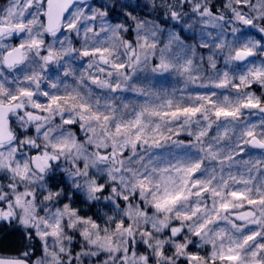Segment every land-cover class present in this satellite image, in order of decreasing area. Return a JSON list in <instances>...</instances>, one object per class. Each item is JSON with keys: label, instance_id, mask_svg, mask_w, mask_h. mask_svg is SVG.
I'll return each mask as SVG.
<instances>
[{"label": "clouds", "instance_id": "1", "mask_svg": "<svg viewBox=\"0 0 264 264\" xmlns=\"http://www.w3.org/2000/svg\"><path fill=\"white\" fill-rule=\"evenodd\" d=\"M55 7L0 0V258L219 261L232 229L218 204L230 201L227 215L235 216L249 209L236 207L247 202L232 191L255 199V187L264 189V78L240 81L264 63V0H62L52 26ZM244 47L256 55L241 63L235 53ZM250 95L259 107H244ZM52 97L58 104L50 106ZM197 104L204 108L195 116L155 114ZM217 107L238 113L217 117ZM196 164L195 175L177 171ZM165 187L186 188V198L157 208ZM252 227L238 234L241 245ZM262 228L264 221L260 237L243 245L245 259L264 260L254 247L264 242Z\"/></svg>", "mask_w": 264, "mask_h": 264}, {"label": "snow or ice", "instance_id": "2", "mask_svg": "<svg viewBox=\"0 0 264 264\" xmlns=\"http://www.w3.org/2000/svg\"><path fill=\"white\" fill-rule=\"evenodd\" d=\"M61 4L62 0H56V7L52 9L49 21L50 25L52 26H58L56 24L57 17L61 13ZM213 11L215 9L213 8ZM242 20H244V23L247 25H251L252 21L250 20H245L243 17H241ZM2 23V22H0ZM73 25H70L69 27H72ZM22 27V25L18 26ZM0 39H2V29H0ZM34 45H38L39 41H33ZM96 52L102 54L101 49H96ZM84 56L89 55L87 51L83 53ZM256 55V52L253 50V47H244V48H237L236 53H235V58L236 61L238 62H244L247 60L249 57H252ZM47 59H51V56H48ZM234 61V62H236ZM158 67H162L164 70H168L169 65L167 63H162L158 64ZM117 68H124L126 67L125 65H116ZM243 71V70H242ZM247 76H251L254 80H260L264 78V63H261L260 67L253 69H249L246 71V75H240V81L243 82ZM227 83L226 80H221L220 84L218 86H224ZM236 88H239V84L234 85ZM255 85H253L254 87ZM21 94L22 95H32L31 92L28 91V89H21ZM13 100L17 99V97H12ZM60 100V97H52L50 101V106L51 104H58ZM214 102L209 98L207 100V104L211 105ZM260 101L253 100L251 98V95L249 96L247 102L245 103L244 107H252L256 108L259 107ZM171 104V101H169V105ZM37 108H40L41 105L37 104ZM82 108L86 107L85 105H81ZM204 108L203 104H197L196 106L188 105L183 108L177 107L174 110L170 112H163V113H155L157 115H162V116H171V117H177L179 115H185V116H195L196 114L200 113L201 110ZM238 110H229L228 108L225 107H217L214 110V114L217 117H231L237 115ZM96 119H99V116H96ZM105 120H108V117H104ZM142 122V114H138L137 119L135 121L134 126H139ZM121 126L117 125V131H120ZM248 136H253V133L249 131L247 133ZM136 139L139 140L140 136L137 134ZM259 143V142H257ZM200 167L199 164H196L193 167L187 168V169H177V171H186L189 175H195L197 172V169ZM255 183L254 181H244V183ZM167 183V182H166ZM185 186L187 185V181L184 182ZM200 184V181L197 180L193 187H196ZM143 187V184L141 185ZM208 191V186L205 185L204 188L200 189V192L197 193V195H200L203 192ZM255 191L257 193V198L253 199L250 198L249 193L245 191H232L230 193V196L233 200H242L246 201V204H239L236 205V207L241 208V209H249L247 211H242L240 214L235 215V216H228L227 213L230 212V210L233 209V204L228 201L224 200L218 204V207L215 209L217 213L219 211H223L226 213L224 219L231 225L232 233L228 237V247L225 249L223 246L221 247L220 254H219V261L215 259V257L212 260V264H264V260L261 259H245L243 256V245H247L252 241L257 240L260 237L259 232L256 231V228L261 227V221H264V196L259 195L260 192L264 191V189L260 188L258 185L255 187ZM187 195H191V191L187 190ZM217 196L221 195L219 192L216 193ZM186 198V188L185 189H180L176 191H169L167 187H165L164 194L162 195L161 198H159L156 202V207L159 209H168L172 206H175L178 201L181 199ZM260 205L261 207L259 209H254V206ZM221 217L217 214L216 216L212 217L209 220H206L204 224H201L200 227L197 229V234L205 227V224H210L215 221L220 220ZM235 220L237 222L243 223L244 228H237L235 223H232V221ZM119 226V225H118ZM252 227L251 232L244 237L243 240V245L240 244L239 242V233L243 232L245 229ZM264 231V228L261 229ZM173 231H176L175 229ZM254 247H259L261 249H264V242L260 243L258 246L254 245ZM254 257L257 255V253L252 254ZM189 259H199V256L196 254H192ZM0 264H21V261L17 260H10V259H3L0 258Z\"/></svg>", "mask_w": 264, "mask_h": 264}, {"label": "trees", "instance_id": "3", "mask_svg": "<svg viewBox=\"0 0 264 264\" xmlns=\"http://www.w3.org/2000/svg\"><path fill=\"white\" fill-rule=\"evenodd\" d=\"M4 243H5V244L9 243V238H8V237H5V238H4Z\"/></svg>", "mask_w": 264, "mask_h": 264}]
</instances>
